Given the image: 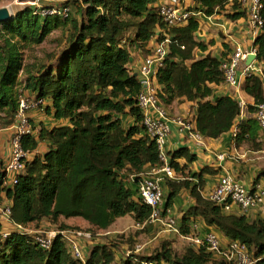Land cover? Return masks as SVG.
I'll return each instance as SVG.
<instances>
[{
  "label": "trees",
  "instance_id": "1",
  "mask_svg": "<svg viewBox=\"0 0 264 264\" xmlns=\"http://www.w3.org/2000/svg\"><path fill=\"white\" fill-rule=\"evenodd\" d=\"M162 1L84 0L72 4V13L66 19L41 17L25 7L0 25V124L10 127L15 123L23 94L45 100L42 112L48 117L68 121V125L52 129L34 126L36 134L24 139L23 148L35 152L40 143L46 142L48 150L26 163L14 187H2L5 173L0 161V204H10L13 223L38 228L48 221L58 226V231H82L62 221L78 219L106 232L119 219L130 216L135 223L145 225L146 232L154 225L146 224L152 208L140 199L139 183L142 174L162 167L163 162L156 140L144 125L139 104L144 87L140 76L130 68L132 47L144 53L145 59L153 53L148 50L151 42L169 39L167 57L153 76L162 106L167 110L177 101L196 103L193 122L204 139L216 140L234 129L238 148L262 149L264 134L255 115L257 106L264 103V7L263 29L254 41L256 65L261 67L263 77L253 75L242 84V91L254 99L249 107L253 116L242 118L240 99L216 92L225 84L224 60L208 52V44L199 39L207 20L192 17L179 27L169 28L158 13ZM192 1V11L208 17L248 20L247 11L232 0ZM60 28L68 30L65 46L44 62L28 64L25 52L45 43ZM225 47L229 50L228 45ZM229 56L222 55L226 59ZM167 155L180 179L166 181L167 203L172 205L185 190L194 201L180 226L177 222L181 234H193L192 225L203 220L224 243L246 245L259 264H264V218L227 213L223 206L202 195L204 176L216 175L219 170L204 168L195 175L199 184L193 187L184 180L189 165L197 161L190 148L167 151ZM130 180L138 189L129 186ZM257 183L264 184V169L258 173ZM124 237L91 248L86 245L83 262L74 257L61 235L47 250L33 235L12 231L6 238L0 235V264H234L206 247L177 252L165 241L149 258L133 255L119 259L120 246H129Z\"/></svg>",
  "mask_w": 264,
  "mask_h": 264
},
{
  "label": "built area",
  "instance_id": "2",
  "mask_svg": "<svg viewBox=\"0 0 264 264\" xmlns=\"http://www.w3.org/2000/svg\"><path fill=\"white\" fill-rule=\"evenodd\" d=\"M84 0H27L25 3L29 5L35 14L41 17H57L61 19L69 18L72 13V4L83 3ZM238 3L243 10L248 13V21L252 29L253 36L256 37L263 29L262 10L264 7L263 0H232ZM191 5L183 3L181 0H165L159 3L158 13L169 28L179 27L190 20L192 17L202 18L208 22H212L215 16L208 17L201 12H194ZM170 40L157 42L154 46L153 53L145 57L139 67V76L144 91L139 97V104L144 113V125L149 136L156 140L160 149V160L163 162L162 167L153 168L142 174L139 183V197L144 204L152 208V215L146 224H161L170 232L189 240L194 248L206 247L210 252L214 253L218 258L225 259L227 262L234 264H259V259L255 258L248 250L247 246L239 242L224 243L219 233L213 228L206 227L204 236L198 233V224H193L191 235H182L174 217L165 218L163 216V203L165 192L163 182L167 180L178 181L175 170L171 167L167 155V144L172 134L171 125H175L186 134L189 140H193L199 146H203L204 138L197 132L193 120L184 117L171 118L167 110L162 106L158 99L159 87L153 83V76L157 69L162 66L163 61L168 54V44ZM257 56V48L251 46L244 48L239 44L234 47L229 58L223 61L222 70L225 75V84L238 87L241 78H248L253 75L263 77L261 67L253 61L251 65H247V59ZM240 105L246 107L245 101L240 99ZM46 102L37 97H31L23 94L20 98L19 111L16 115L15 123L10 127H4L0 124V133L11 130L12 137L10 140L11 156L4 163L3 171L5 177L2 183L4 189L14 187L18 184L20 176L24 173L26 163L34 156L33 151L25 150L22 146L27 136L36 134L34 125L29 117L30 112L34 110H44ZM257 118L262 132L264 134V103L257 106ZM236 131H234V137ZM247 155L239 156L234 152L216 153L215 158L220 163L231 158H246ZM207 200L223 206L227 213H234L233 208L237 207L239 212L234 214L249 215L250 212L264 213V184L257 183L250 187L244 185L230 173H226L219 178L216 187L205 197ZM11 206L8 203L0 204V225L6 222L13 226L12 231L27 233L33 235L36 242L43 248L49 250L55 238L61 235L69 246L72 248L73 255L76 259L85 261L84 248L85 243L93 241V235L90 232L83 231H55L53 229H40L36 231L17 225L11 220ZM145 225L137 224V227L143 229ZM198 230V231H197ZM1 231V230H0ZM12 231H1L0 235L4 238L8 237ZM195 231V232H194ZM142 247L137 245L134 253H140ZM132 252L128 251L129 257ZM143 264H160L157 262L145 261Z\"/></svg>",
  "mask_w": 264,
  "mask_h": 264
},
{
  "label": "crops",
  "instance_id": "3",
  "mask_svg": "<svg viewBox=\"0 0 264 264\" xmlns=\"http://www.w3.org/2000/svg\"><path fill=\"white\" fill-rule=\"evenodd\" d=\"M190 1L191 3H193L192 0ZM199 39L205 42L206 44L209 43V40H212V43H215L216 46H220L222 44L223 46L228 45L229 49L232 48L234 49V47H236L239 44L243 45L244 48L247 49L251 46H254V41H255V37L253 36L252 29L248 20L241 19L238 21H232L229 20L228 17L224 15L216 16L214 21L212 22L206 21L203 28V32L201 33ZM155 43L156 42H151L149 47H153ZM223 51L224 53H227V51H225L224 49ZM208 52L211 53V49H209ZM232 52H230L229 55ZM131 54H132V64L130 68L135 72V74H138L139 76V67L141 66L144 60V55L140 52L138 48L135 47L131 48ZM213 55L223 60L226 59L225 57H222V55L219 52H215ZM244 81L245 79L241 78L240 85L238 87H233L227 84H223L216 88V92L218 95L229 96L236 99H243L245 101L246 107L243 108L242 118H248L253 116L249 113V107L254 105V99L249 95H247L244 91H242V84L244 83ZM167 112L171 118L184 117L189 120H194L196 113V103L183 101V100L177 101L167 108ZM29 117L32 120L33 125L36 126L38 129L41 128L42 126L52 129L55 126L68 125V121L65 120L55 121L53 118L48 117L40 110H34L30 112ZM171 128H172V134L168 140L167 151L171 152L181 147H188L190 148L192 153L197 155V161L194 162L193 164H190L188 170H186V174L188 176L185 175V178H183L184 180L190 182L193 187L199 184V181L198 179H196L197 177H195V175L200 174L204 168L210 167V168H214L215 170H219V173L216 175L204 176L205 185L202 190V195L204 197H206L208 193H210L216 187L219 178L226 173H230L240 182H242L244 185L250 187L255 183L256 177L260 172V170L264 169V145L260 151L250 150L246 146L238 148L233 140L234 131H235L234 129L231 132L223 135L219 139L216 140L204 139L203 140L204 145L199 146L193 140H189L186 134L181 133V131L178 129L177 126L171 125ZM11 137H12L11 130L8 131L6 130L0 133V161H2L3 163H6L11 156L10 144H9ZM262 142L264 144V138L262 139ZM47 150H48V143L46 142L40 143L37 151H35L34 153V156L36 154L44 155L47 152ZM223 152H232L233 154L235 152L239 156L242 155H247V156L246 158L233 157L231 159H228L227 161L220 163L219 161L216 160L215 154L223 153ZM181 164L185 165V161H181ZM148 171H150V169ZM128 184L130 187L138 189V186L134 185L132 180H130ZM162 184L165 192V197H164L165 199L163 203V210H164L163 215L165 218H170V217L176 218L180 226L183 215L191 206L194 205V201L191 198L190 191L189 190L183 191L182 194L179 195V197L173 200L172 205H169L167 203L169 196V188L166 185V181L163 182ZM233 212L234 213L239 212L238 208L234 207ZM249 217L251 219H256L259 217L264 218V213H258L253 211L250 212ZM128 218L134 221L130 216L119 219L108 231H106L107 234L108 233L110 234V231L112 229L113 230L116 229V224H120ZM72 220L73 221L75 220V222L78 223L79 225L81 223L79 221H83L78 219H72ZM83 223L85 224L86 222L83 221ZM66 224L69 225L68 223ZM196 224L199 225L198 227L199 231L197 230L198 231L197 235L202 234V236H204L207 227L205 222L203 220L198 219ZM86 225L89 224L86 223ZM135 226L137 227V223H135ZM40 229H53V225L50 222L45 221L40 224L37 231ZM0 230L12 231L13 226L3 221L1 222ZM147 233H148L149 243H153L158 240H160L161 242L166 240L169 241L179 240L178 237L182 239L181 236L174 234L173 232H170L165 226H162L161 224H154L148 226ZM192 245L193 244L190 243L189 247H194ZM125 247L128 248L126 245L123 248L125 249ZM86 248L89 250V247Z\"/></svg>",
  "mask_w": 264,
  "mask_h": 264
},
{
  "label": "rangeland",
  "instance_id": "4",
  "mask_svg": "<svg viewBox=\"0 0 264 264\" xmlns=\"http://www.w3.org/2000/svg\"><path fill=\"white\" fill-rule=\"evenodd\" d=\"M26 1L27 0H0V9L7 7L11 11V14L15 15L17 11L25 7H29V5L22 4L25 3ZM185 1L187 2V4L191 6L193 5V3H191L190 0H185ZM67 35H68V30L66 28H60L58 30L53 31L51 35L47 38L45 43H43L38 47L33 48L30 51L25 52L26 62L28 64L44 62V60L48 58V56L57 54L65 46ZM154 46L148 47V50L153 51ZM208 46L209 49H211V53L213 54L215 52H219L221 55H223V54H228L233 50V48L229 50L225 49V46H223V44L220 46H216L215 43H212V40H209ZM223 49L228 52L224 53ZM155 86L158 87L157 85ZM62 221L64 222V224L68 223L70 226H73L75 228H80L84 232L85 231L90 232L93 235V241L88 244L85 243V246L90 244L89 245L90 248L93 246V244H97V243L107 244L115 240L117 236L124 235L125 236L124 240L127 242V244H129V246L127 245L128 248L125 247V249L122 248V246H120L118 253L119 259L125 258L127 256L126 254L128 251L132 252L130 256L133 255L138 256L141 259L149 258L153 256L155 252L158 251V249H160L161 244L163 243V241L161 242L160 240L153 243H149L148 233L146 232V230L145 229L141 230L138 227H136L135 222L129 218L120 224H116V229L115 230L112 229L110 231V234L109 233L107 234V232L104 231L95 230L92 227H90V225H86V223L84 224L83 221H79L81 222L80 225L76 223L75 220L73 221L72 219L67 221L65 220ZM28 228L29 230L32 231H36L38 229L37 227H35V225H31ZM53 230L57 231L58 226L55 227L53 226ZM178 239L179 240H171V241L166 240L165 242H169L170 244H172L175 251L184 252V250H186L189 247V244L191 242L184 238L181 239L180 237H178ZM116 242L123 244V242H121V240L119 239H117ZM129 242L131 243V245ZM137 245H140L143 249L140 253H134Z\"/></svg>",
  "mask_w": 264,
  "mask_h": 264
},
{
  "label": "water",
  "instance_id": "5",
  "mask_svg": "<svg viewBox=\"0 0 264 264\" xmlns=\"http://www.w3.org/2000/svg\"><path fill=\"white\" fill-rule=\"evenodd\" d=\"M14 15L11 14V11L9 10V8L4 7L0 9V25L2 24H6L9 21L12 20ZM257 60V56L256 55H252L247 59L246 64L247 65H251L253 61ZM135 76L137 77L138 74H135Z\"/></svg>",
  "mask_w": 264,
  "mask_h": 264
}]
</instances>
